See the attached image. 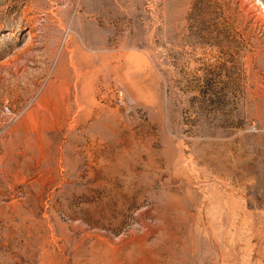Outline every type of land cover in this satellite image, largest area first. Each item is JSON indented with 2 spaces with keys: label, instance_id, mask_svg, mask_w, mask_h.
<instances>
[{
  "label": "rangeland",
  "instance_id": "374dc122",
  "mask_svg": "<svg viewBox=\"0 0 264 264\" xmlns=\"http://www.w3.org/2000/svg\"><path fill=\"white\" fill-rule=\"evenodd\" d=\"M0 264H264V0H0Z\"/></svg>",
  "mask_w": 264,
  "mask_h": 264
},
{
  "label": "built area",
  "instance_id": "2783aa9c",
  "mask_svg": "<svg viewBox=\"0 0 264 264\" xmlns=\"http://www.w3.org/2000/svg\"><path fill=\"white\" fill-rule=\"evenodd\" d=\"M6 109H8V107L6 106Z\"/></svg>",
  "mask_w": 264,
  "mask_h": 264
}]
</instances>
